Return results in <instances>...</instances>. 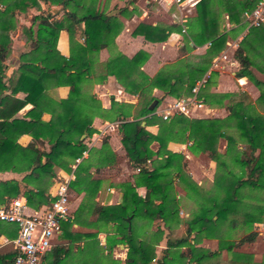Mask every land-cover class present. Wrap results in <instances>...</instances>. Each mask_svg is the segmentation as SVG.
Wrapping results in <instances>:
<instances>
[{
    "label": "trees",
    "instance_id": "1",
    "mask_svg": "<svg viewBox=\"0 0 264 264\" xmlns=\"http://www.w3.org/2000/svg\"><path fill=\"white\" fill-rule=\"evenodd\" d=\"M50 1L60 3L66 8V12L61 17L40 12L32 17L30 25L20 26V37L30 40V50L21 54L19 77L15 81L12 79L13 83H10L13 91L21 86L29 89L34 111L46 105L51 112L50 119L44 121L40 118L39 109L32 115L34 119L27 122L28 129L18 130V133L29 131L33 137H42L51 144L49 151H40L33 143L27 145L26 149L32 155L27 167L30 171L22 179L41 184L48 179L50 183L55 176L54 166L69 170L76 158L82 156L87 149L82 136L95 130L92 125L93 117L96 114L102 115L105 110L100 99L91 91V85L104 80L108 74H113L124 90L143 99L139 113L132 118L131 103L112 99L111 108L107 110L119 120L118 131L130 166L139 169L133 174V180L120 182L122 196L118 203L103 204L94 200L98 182L91 178L89 167L85 166L84 161H80L74 170L75 177L70 181V186L78 190L83 189L85 198L72 217L63 221V230L81 239L91 238L97 236L98 231L79 232L67 229L73 222L85 226L95 225L98 228L99 222L113 223V230L107 236V248L111 250L116 243H124L127 246L126 264H150L156 257V244L163 236V229L158 227L156 230L154 243L143 238L144 229L156 218L162 219L170 228V222H180L179 208L166 211L164 203L166 199H179L174 187V181L177 179L196 200V207L186 219L188 231L195 232L194 241L187 238H168L158 262L228 264L220 260V250L227 248L233 251L234 246L255 240L257 232L252 228L253 222L264 218V114L250 113L243 109L242 112L232 111L228 119L188 116L183 113H175L167 119L162 118L154 113L156 106L149 109L150 103L157 98L152 94V89L157 87L176 97L189 95L195 82L208 68L206 51L198 63H170L150 76L141 69L148 56L145 50L140 49L129 57L115 49L104 62L103 72L94 75V61L99 49L106 46L109 39H114L122 26L118 14L110 15L105 9L98 8L96 0ZM257 1L242 0L235 4L226 0L225 8L229 13V21L237 23L240 20L239 12L235 13L236 5L243 11L253 7ZM4 2V9H0V88L5 87L1 80V63L10 50L9 30L15 29L17 25L10 18L15 11L13 5L23 10L31 5L39 6L37 0ZM213 7L210 0L196 1V14L189 21V38L186 37L187 41L191 39L196 44L208 41V55L220 50L226 44L228 35L220 29ZM82 21L84 40L79 41L76 37L77 25ZM61 28H66L69 34V55H63L57 48ZM174 28L180 29V26L174 23L151 25L140 22L133 33H143L146 38L158 41L165 40ZM246 38L244 36L239 41L235 50L241 65L239 74L247 75L258 85V101L264 102V80L256 78L249 70L251 59L244 52ZM258 42L264 45V31L258 35ZM61 84L69 86L68 96L51 100L50 105H47L43 98L44 91L50 86ZM5 98H2L4 104L11 100ZM22 105L23 101H20L14 109L18 110ZM142 120L146 121L145 124L141 123ZM149 124H157V131L149 130L146 127ZM9 127L10 124L6 121H0L1 150L11 141ZM231 127H234L237 134L230 130ZM220 137L227 140L224 152L218 150ZM170 140L187 142L191 151L204 152L215 161V189L209 190L206 185L199 184L189 173L186 162L176 161V152L168 147ZM153 142H156L155 147L152 146ZM99 152L104 153L101 157L108 163L114 158L107 138L103 139ZM227 156L240 167L239 172L232 169ZM138 186L144 187V194L141 195L137 191ZM1 188L4 189L0 197L3 201V194L14 197L20 192L16 179L1 180ZM23 195L27 204L34 207L42 203L49 204L54 199V195L49 193L45 186L35 184L33 187H27ZM226 219H236L237 225H231L229 222V225L225 226ZM139 226L143 232L139 231ZM234 228L245 230L244 235L232 239L230 232ZM206 236L218 238L217 249L196 245ZM183 245L185 249L175 253V248ZM235 254L241 256L242 264H252L248 254ZM115 261L119 263V260Z\"/></svg>",
    "mask_w": 264,
    "mask_h": 264
},
{
    "label": "crops",
    "instance_id": "2",
    "mask_svg": "<svg viewBox=\"0 0 264 264\" xmlns=\"http://www.w3.org/2000/svg\"><path fill=\"white\" fill-rule=\"evenodd\" d=\"M37 1L39 6L31 5L26 10L13 5L15 11L12 12L10 18H12L17 25L15 29L9 30L11 38L9 44L10 50L1 63V80L5 87L0 88V121H6L10 124L11 141L5 149L1 150L0 148L2 154L0 156V181L10 179L18 180L20 192L14 197L3 194L5 200H0V204L15 197H21L26 202L23 191L27 187H33V184L43 187L45 186L48 192L54 195L56 187L62 179L69 175H72L71 180L74 179V170L77 164L82 160L84 161L85 166L89 167L91 178L98 182V188L95 192L94 200L103 204L118 203L122 196L120 182L133 180V174L139 169V167L134 168L130 166L118 131L119 120L115 119L113 113L109 114L107 110L111 108L112 99L131 103L130 118H132L139 113L143 103L141 100L143 99H140L136 94L124 90L123 86L117 81L113 74H108L104 80L95 82L91 85V91L98 97V99H100L101 105L106 111L104 110L102 115L96 114L93 117L92 125L95 130L90 134L82 136L83 142L87 145V149L84 150L82 156L76 158L71 164L69 170L54 166L55 176L51 179L50 183H48V179L42 184L37 181L27 182L22 179L23 176L30 171L27 167L32 155L26 149L27 145L33 143L40 151H49L51 144L47 139L42 137H33L29 131L18 133L19 128L28 129L29 125L27 122L32 121L34 119L32 115L40 109L37 108V110L34 111L32 100L29 98L31 95L29 89H24L21 86V88L18 87L13 91V86L10 84L19 77L18 66L21 61V54L30 50V40L20 37V26L24 24L30 25L32 17L40 12L49 13L57 17L63 16L66 12V8H63L60 3L52 2L50 0ZM196 1L197 0H185L184 2L185 5L182 13L186 16V30L183 31L182 23L179 20L180 12L176 6L169 3L168 0H96L98 8L105 9L110 15L118 14V19L121 20L122 26L119 32L114 36V39H109V43L99 49L97 58L94 61V75L103 72L104 62L111 56L115 49L129 57L133 56L140 49L145 50L148 56L143 62L141 69L150 76L154 75L158 70L170 63L178 61H183L185 64L198 63L206 51V63L208 62L209 65L203 74V76H206V82H204L205 84H203L200 89L203 104L188 116L228 119L232 111L235 110L237 112H242L243 109H246L250 113L264 114V102H261L260 100L258 101L260 88L247 75L239 74L241 65L235 55V50L239 46V41L244 36H249L251 29L254 27L246 28V25L243 22V11L240 10L239 5H236L235 13L239 12L240 20L237 23H232L228 19L229 13L225 8L226 0H210V4L213 5V8L215 9L214 13L218 17L220 29L226 31L228 35L226 44L216 53L213 52L211 54L212 56L208 55V41L202 44H196L191 39L190 41L186 40L187 36L189 38V21H191L196 14ZM240 1L242 0H230V2H234L235 4H239ZM4 7V0H0V9H4ZM161 11H163L162 14H160ZM140 22L149 23L151 25H169L174 23L179 25L180 29L174 28L165 40L153 41L146 38L143 33H133L134 28ZM33 27L35 29L36 24ZM77 28L78 31L76 37L79 41H83L84 22L82 21L78 23ZM257 40L258 37H250L245 45L244 52L251 59L249 70L256 78L264 80V45L259 44ZM57 48L63 55H69L70 53L69 34L66 28H61L59 31ZM223 52L226 53V57H222ZM12 79L13 81H11ZM68 93V85H54L48 87L44 91L43 98L46 104L50 105L51 100L66 98ZM152 94L157 96L158 99L156 110L164 107L169 101L176 98V96L165 93L157 87L152 89ZM4 96L6 97L5 99L11 100L4 104L2 100ZM20 101H23V105L18 110H15V105ZM204 111H206V114H204ZM50 117V110L46 105H43L40 109V118L47 121ZM143 117L144 116H140V118ZM145 122V120H142L141 123L145 124ZM146 127L153 132H156L158 129L157 124H149ZM230 130L237 134L234 127H231ZM104 138H107L108 145L114 154L113 160L109 163L101 157L104 153L102 154L99 152ZM221 140H224L223 149L220 147ZM226 143L227 140L224 137H220L218 140V150L224 152ZM152 146L155 147L156 142H153ZM168 147L173 151H175L173 148L177 149L179 153L184 154V156L191 161L197 156H201L203 153L191 151L188 148V143L182 141L170 140L168 142ZM118 154L122 155L123 162L127 166L126 169L129 170L130 168L131 173L126 178H118L119 180H114L118 174L112 176L109 171H111L113 166L118 163ZM206 157L209 159V162H214V160L207 155ZM228 158L229 156H227V159ZM189 166L192 171V163H186V167L191 174ZM214 170L206 179V189H215L213 184L215 176ZM191 176L200 184V181H198L194 175L191 174ZM69 187V207L71 215H73L76 208L85 198V191L83 189L78 190L73 188L70 184ZM174 187L176 190V196L179 199H166L164 201L165 209L166 211H170L179 208L180 222H170V228L165 225L162 219L156 218L144 229L145 231L139 226V231H144L143 238L151 243L155 242L156 230L158 227L163 229V236L156 244V257L150 264H161L158 262V258L162 255V249L166 247L168 238L171 240L187 238L189 241H194L195 232L188 231L186 219L190 216L191 210L196 207V200L190 195V193L180 186L177 179L174 181ZM136 189L141 195L144 194L145 189L143 186H138ZM3 192L4 189L1 188L0 197ZM189 197L194 199V206L191 204L189 207L185 204L184 200ZM26 205V211L28 213H33L34 211H42L47 206V203H42L38 207L30 206L27 202ZM230 218L231 217H229V219ZM229 219L224 220L225 226H228L229 222L231 225H233V223L234 225H237L238 221L236 219L234 221H229ZM98 226L100 227L98 228L95 225L85 226L73 222L67 231H98L97 236L91 238L82 237L81 239L64 231L62 221L61 229L53 237L51 247L46 250L41 257V264H126V244L116 243L111 250L107 248V236L111 234L113 230V223L105 224L104 222H99ZM252 228L257 232L255 240L244 242L239 246H234L233 251H230L227 248H222L219 255L220 260L228 262V264H242L240 259L241 256L235 254V252H241L249 255L252 264H264V218L261 221H254ZM241 230L243 229L234 228L231 230V238L237 239L243 236L244 232H242V234L238 233ZM17 233L18 226L16 223L0 219V264L11 263L16 252L12 239L17 236ZM218 244L217 237L206 236L196 245L215 250L218 248ZM182 249H185V245L175 248V253ZM115 260H119V263H116Z\"/></svg>",
    "mask_w": 264,
    "mask_h": 264
},
{
    "label": "built area",
    "instance_id": "3",
    "mask_svg": "<svg viewBox=\"0 0 264 264\" xmlns=\"http://www.w3.org/2000/svg\"><path fill=\"white\" fill-rule=\"evenodd\" d=\"M168 1L180 12L179 20L182 30L185 31L186 16L182 13L185 0ZM243 22L246 28L264 25V0H258L253 7L245 9ZM222 57H226L225 52ZM205 80L204 75L195 82L189 95L172 99L164 107L157 110L155 108L154 113L164 119L175 113L191 115L203 104L200 89ZM71 177L72 175H69L58 183L54 199L42 211L28 213L26 202L21 197L0 204V219L16 223L18 226L17 236L12 239L16 254L10 264H41V257L51 247L52 239L60 231L62 221L72 217L69 207Z\"/></svg>",
    "mask_w": 264,
    "mask_h": 264
},
{
    "label": "rangeland",
    "instance_id": "4",
    "mask_svg": "<svg viewBox=\"0 0 264 264\" xmlns=\"http://www.w3.org/2000/svg\"><path fill=\"white\" fill-rule=\"evenodd\" d=\"M165 11V10H164ZM245 10H243L244 12ZM163 11L160 12V14H162ZM264 31V27H254L251 29V33L249 34V36H247L246 41H248L251 38H257L258 35ZM255 34V35H254ZM258 42V40H257ZM259 43V42H258ZM259 44H262L261 42ZM204 114H206V111H204ZM223 144H224V140H221L220 142V147L221 149H223ZM176 152V161L179 160V162H186V163H192V171L190 170V166H189V170L191 172L192 175L195 176V178L200 181V184H204L206 185V179L208 178V175H211L213 173L214 170V166H215V161L214 162H209V159L206 157V154L202 153L201 156H197L193 161L188 160L186 158V156H184V154H181L177 151V149L173 148ZM187 159V160H185ZM229 159V160H228ZM227 160L230 163V166L232 167V169L234 171L239 172L240 171V167H238L237 164H234L232 161H230V157ZM127 166L126 164H124L123 162V157L121 154H118V163L116 165L113 166V169L111 171H109L110 175H117V177H113L114 180H117L118 178L123 179L129 176V174L131 173V169L129 168V170L126 169ZM207 171V173H206ZM215 171V170H214ZM125 174V175H124ZM128 174V175H126ZM124 175V176H121ZM119 180V179H118ZM181 186V185H180ZM188 199V200H187ZM186 200H184L185 204L187 206H194V199H191L190 197L187 198ZM189 206V207H190ZM188 207V208H189ZM188 211V210H187ZM150 228V227H149ZM239 230V229H238ZM245 230H241L238 233L242 234V232H244Z\"/></svg>",
    "mask_w": 264,
    "mask_h": 264
},
{
    "label": "water",
    "instance_id": "5",
    "mask_svg": "<svg viewBox=\"0 0 264 264\" xmlns=\"http://www.w3.org/2000/svg\"><path fill=\"white\" fill-rule=\"evenodd\" d=\"M157 102H158V99L155 98V99L150 103V105H149V109H153V108L156 106Z\"/></svg>",
    "mask_w": 264,
    "mask_h": 264
}]
</instances>
